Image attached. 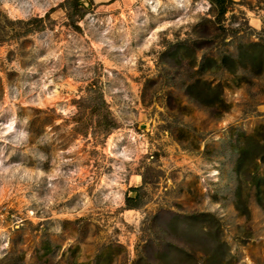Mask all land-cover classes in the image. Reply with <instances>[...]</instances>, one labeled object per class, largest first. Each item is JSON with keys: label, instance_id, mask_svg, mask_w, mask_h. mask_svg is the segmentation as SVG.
<instances>
[{"label": "rangeland", "instance_id": "1", "mask_svg": "<svg viewBox=\"0 0 264 264\" xmlns=\"http://www.w3.org/2000/svg\"><path fill=\"white\" fill-rule=\"evenodd\" d=\"M151 1L0 0V264H264V0Z\"/></svg>", "mask_w": 264, "mask_h": 264}, {"label": "trees", "instance_id": "2", "mask_svg": "<svg viewBox=\"0 0 264 264\" xmlns=\"http://www.w3.org/2000/svg\"><path fill=\"white\" fill-rule=\"evenodd\" d=\"M77 2H80V0H77ZM90 4H92V3L90 2ZM225 11H226V9L223 8L222 13H225ZM243 164H245V158H244V157L241 158V159H239V161H238V169H239V170L244 169V168L242 167ZM241 185H242V184H241ZM241 187H242V186H241ZM241 187H240L239 190H241ZM242 189H243V187H242ZM131 201L133 202L134 200H131Z\"/></svg>", "mask_w": 264, "mask_h": 264}, {"label": "bare ground", "instance_id": "3", "mask_svg": "<svg viewBox=\"0 0 264 264\" xmlns=\"http://www.w3.org/2000/svg\"><path fill=\"white\" fill-rule=\"evenodd\" d=\"M97 2H100L101 0H96ZM175 1H177V0H175ZM145 2H148V4L149 5H154V2H152L151 0H145ZM153 9H155V8H153ZM256 26L257 27H260L261 26V23L260 22H256ZM12 128H13V126H12Z\"/></svg>", "mask_w": 264, "mask_h": 264}]
</instances>
